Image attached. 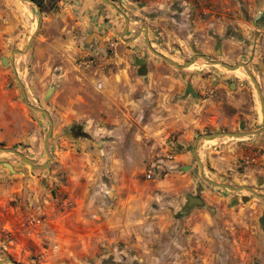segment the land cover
I'll use <instances>...</instances> for the list:
<instances>
[{
    "label": "rangeland",
    "instance_id": "374dc122",
    "mask_svg": "<svg viewBox=\"0 0 264 264\" xmlns=\"http://www.w3.org/2000/svg\"><path fill=\"white\" fill-rule=\"evenodd\" d=\"M8 1L18 2L24 20H29L22 26L21 42L8 40L0 27V147L14 148L43 165L49 159L44 146L49 118L24 102L10 63L12 51L26 50L39 13L34 3ZM64 1L74 0H45L42 25L30 50L15 54L28 101L48 110L54 121L48 140L53 160L47 167L33 169L15 153L0 151V260L145 264L147 258L162 256L156 241L178 237L182 218L189 212H183L188 192L172 194L178 183L171 185V172L197 177L201 188V183L206 184L198 168L190 172L188 167L167 164L184 148L179 140L188 134V126L182 116L191 114L190 124L208 131H238L241 122L254 130L261 123L257 116L262 118L260 97L243 66L230 70L201 57L181 70L154 53L147 38L153 49L180 64L194 54L230 65L247 63L264 94V4L261 0H110L129 18L124 31L125 17L103 0L102 14L108 13L102 16L103 27L85 24L73 9L60 20L64 16L59 14L70 10ZM8 5L0 0V14ZM91 30L104 34L102 43L97 38L86 41ZM217 39L219 51L214 50ZM136 58L147 61L145 76L138 74ZM170 71L179 81L176 87L169 80ZM185 75L198 77L200 94L187 103L182 99L188 96L179 91ZM200 82L219 88L208 92ZM171 87L169 96L166 89ZM72 127L81 129L66 135L64 130ZM222 139L232 143L235 152L246 147L240 138ZM260 145L244 150H257ZM7 164L21 170H11ZM253 166L241 164L237 170L245 172ZM105 186L114 189L116 206L98 215ZM118 201L124 204L121 214ZM260 205L252 222L264 231ZM166 222L171 229L168 235L160 240L151 234Z\"/></svg>",
    "mask_w": 264,
    "mask_h": 264
},
{
    "label": "crops",
    "instance_id": "0c3cea01",
    "mask_svg": "<svg viewBox=\"0 0 264 264\" xmlns=\"http://www.w3.org/2000/svg\"><path fill=\"white\" fill-rule=\"evenodd\" d=\"M2 1L4 3L8 2L9 5L1 9L5 11V13L0 14L1 31L10 36L8 40L21 42V37L24 33L22 26L25 27L27 25L29 18L27 17V22L24 20L22 9L18 2H10L8 0ZM261 1L262 4H264V0ZM64 5L70 10L67 13L63 11V13H61L62 15L59 14L60 16H64L60 17V20L61 18H67V14L70 13L71 9L79 13L83 22L89 26L96 24L97 27H103L102 20L104 17H108L107 12H104V15L102 14L103 10L106 9V7L103 8L102 0H74L71 4H65L64 1ZM90 32L94 31L91 30ZM157 69H160V67ZM170 74H172L169 76V80H172L171 85L176 87L175 82L178 83L179 81H175L176 78H173L172 71H170ZM190 76L191 75H185L182 78L184 82L190 81L199 93V89L195 84V80H198V77L194 75ZM200 79L203 78L200 77ZM165 80L167 81V79ZM182 84L183 87L179 91L184 95L185 84ZM199 84L208 92L215 91L219 88V86L216 87L217 89L209 87L212 83L204 85L200 82ZM173 89L172 87L166 89V94L172 96ZM182 100L187 103L190 100V96ZM189 116H191V114H184V117L182 116V121L186 120L185 124L188 126V134L179 140L184 148H181L180 152L172 156L173 159L168 161L167 164L170 168L176 169L179 167H189L190 172L198 168L200 174L199 164L195 155L197 139L202 134L217 133L220 131L203 130L198 125V127L194 124L192 125L190 124L192 119ZM257 118L259 119H257L258 122H261V115H258ZM241 125L243 127H241ZM238 131L247 132L252 130H247L245 123L241 122ZM224 137L225 136L214 137L208 140L201 137L198 140L196 149L201 160L203 159L205 176H209L211 178L209 180L211 181L227 184L232 187L251 186L258 194H264V131L237 137L241 140H245L241 144H245L246 147L263 144L260 145L257 150L252 148L248 151L244 150L246 149V147H244V149L242 148L235 152L233 144L222 139ZM253 152L256 154L260 153L262 156L258 158L256 155H252ZM240 159L243 160L241 164L247 166L254 165L253 167L255 168L250 167L245 172H239L237 168L241 165L238 164ZM12 167L13 170L17 168L14 166ZM18 170L21 169L19 168ZM9 174L11 175L12 172H9ZM169 178L172 180V186L176 184L175 180H177L178 183L172 189V194L179 191H187L188 194L194 195L199 194L206 202L207 207H203L205 209L195 207L184 215L180 230L177 233L178 237L169 235L170 238L168 241L166 240L162 243L156 241V249H160L163 254L156 259L147 258V261H144L145 264H261L263 262L264 231L255 226L252 220L255 218L253 217L254 211H258L255 208L259 206V204L262 205H260V218L262 217L264 211V197L254 194L247 188L232 190L223 185L212 184L205 180L206 184L201 183L203 186L201 188L199 185L200 179L197 177L189 178L186 174L179 175V172L172 171ZM105 189L102 205L98 207L100 211L98 215H105L107 212H112L116 206L114 189L110 186H105ZM119 203L120 201L117 203L118 211L124 207V204L120 205ZM122 212L123 211H119V214ZM165 218H169V215H165ZM101 232L102 238L104 231ZM168 232L170 233L171 229H169L166 222V225L159 223V227L151 232V234H154L156 238H160L161 240V236L164 234L168 235ZM96 236H98V234L95 235V237ZM150 249L152 250L154 247ZM259 258H261V262Z\"/></svg>",
    "mask_w": 264,
    "mask_h": 264
},
{
    "label": "water",
    "instance_id": "95a60500",
    "mask_svg": "<svg viewBox=\"0 0 264 264\" xmlns=\"http://www.w3.org/2000/svg\"><path fill=\"white\" fill-rule=\"evenodd\" d=\"M24 1H28V2H31V3H34L35 4V1L34 0H24ZM105 1L106 3H108L109 5L113 6L115 9H117L126 19L127 21V24H126V27L124 28V31H126L128 29V26H129V18L126 16V14L124 13V11H122L121 9L118 8V6L113 2V1H110V0H103ZM37 8H38V13H39V21H38V26H37V29L34 33V35L31 36L30 40H29V43H28V46L26 48L25 51H20V50H14L12 51V57H11V60H10V63L12 65V68H13V71H14V74H15V77L16 79L18 80V82L20 83L21 87H22V96L24 98V102L29 106L31 107L32 109H35V110H38V111H41L43 113H46L48 115V118H49V122H50V127H49V130H48V133L46 135V138H45V142H44V146H45V149H46V152L49 156V159L46 161V163H44L43 165H37L36 162L27 157L25 154L21 153L20 151L14 149V148H10V147H0V151H5V152H12V153H15L16 155H18L22 161H24L25 163L29 164L33 169H37V168H44V167H47L51 161L53 160V156L49 150V147H48V140L52 134V130H53V126H54V121L52 120L51 116H50V113L48 110L46 109H43L41 107H37L33 104H31L29 101H28V96H27V93H26V90L24 88V85L23 83L21 82L19 76H18V73H17V69H16V66H15V54L16 53H19V54H26L34 40H35V37L37 36V34L39 33V30L41 28V25H42V15H43V12L41 10V6L40 5H37ZM123 31V32H124ZM123 36V35H122ZM99 39V41L102 43V40L104 38V34H100L98 32H92L89 37L86 39V41H91L93 39ZM147 43L150 47V49L156 53L157 55H159L160 57L166 59L167 61H169L170 63H172L173 65L179 67V68H185V67H189L191 65H193L197 60H198V56L199 57H202L204 59H206L207 61L211 62V63H214V64H220L222 65L223 67L225 68H228L230 70H234V69H238L240 66H243L247 73L250 75L252 81L254 82L255 84V87L257 89V92H258V95L260 97V103H261V114H262V120H261V123L259 125H257V127L252 130V131H247V132H240V131H220V132H217V133H211V134H202L198 137L197 139V142H196V146H197V143H198V140L202 137L204 139H212L214 137H220V136H231V137H240V136H243L245 134H252V133H255V132H258V131H264V94H263V91L260 87V84L258 82V79L253 75V73L251 72L250 68H249V65L247 63H244V62H238V63H235L234 65H230L224 61H221V60H212L210 58H208L207 56L205 55H196L193 57L192 60L190 61H184L183 64H180L178 63L177 61L169 58V57H166L165 55H163L162 53H159L158 51H156L155 49L152 48L151 46V43H150V40L147 38ZM219 46V44H218ZM135 64L136 66H138V74L141 75V76H145L148 72V67H147V62L144 58H136L135 59ZM262 71L264 72V68H262ZM188 94V91H186V95ZM241 127H243L241 125ZM81 129V127H78ZM77 127H72V128H67L64 130V133L66 135H68L69 133H73L75 131L78 130ZM83 136V135H82ZM196 146H195V155L197 157V161H198V164H199V168H200V174L201 176L208 182L212 183V184H216V185H223L229 189H232V190H240V189H245L247 188L248 190H250L251 192H253L254 194L256 195H259L261 197H264V194H258L254 188H252L251 186H241V187H232L230 185H227V184H220V183H216L214 181H211L209 180L205 174H204V164L197 152V149H196ZM7 166L13 170V167L11 164H7ZM189 168V167H188ZM194 207H207V204L206 202L204 201V199L202 198L201 195L197 194V195H194V194H187L186 196V203L184 204L183 206V212H188V211H191ZM260 223H261V226L264 230V211H263V215L262 217L260 218ZM5 263H10V264H19L17 263L16 261L12 260V259H3V260H0V264H5Z\"/></svg>",
    "mask_w": 264,
    "mask_h": 264
},
{
    "label": "flooded vegetation",
    "instance_id": "af4514ba",
    "mask_svg": "<svg viewBox=\"0 0 264 264\" xmlns=\"http://www.w3.org/2000/svg\"><path fill=\"white\" fill-rule=\"evenodd\" d=\"M35 5L37 6V4L35 3ZM42 8L43 7H41V10H42ZM38 9V8H37ZM43 12V11H42ZM95 32V31H94ZM92 33V32H91ZM90 33V34H91ZM89 34V35H90ZM88 38V37H87ZM99 40V39H98ZM100 42V41H99ZM99 42H97L98 44H99ZM218 44H219V46H218ZM220 46H221V40L219 39H217L216 40V44H215V48H214V50L215 51H219L220 50ZM196 55H203V54H194L193 55V57L194 56H196ZM193 57H191V59L193 58ZM199 58H201V57H199L198 56V59ZM209 58V57H208ZM211 59V58H210ZM214 60H216V59H214ZM147 62V61H146ZM172 64V63H171ZM148 67V66H147ZM177 67V66H176ZM179 68V67H178ZM183 68H181V70H182ZM186 91H188V94H187V96H190V97H192V98H194V97H198L200 94L197 92V90H196V88L190 83V81H186L185 82V88H184V94H186ZM195 99V98H194ZM76 132V131H75ZM260 151V150H259Z\"/></svg>",
    "mask_w": 264,
    "mask_h": 264
},
{
    "label": "trees",
    "instance_id": "16d2710c",
    "mask_svg": "<svg viewBox=\"0 0 264 264\" xmlns=\"http://www.w3.org/2000/svg\"><path fill=\"white\" fill-rule=\"evenodd\" d=\"M37 5H40L41 7H45V0H34Z\"/></svg>",
    "mask_w": 264,
    "mask_h": 264
},
{
    "label": "built area",
    "instance_id": "2783aa9c",
    "mask_svg": "<svg viewBox=\"0 0 264 264\" xmlns=\"http://www.w3.org/2000/svg\"><path fill=\"white\" fill-rule=\"evenodd\" d=\"M151 177V173L150 174H148V178H150Z\"/></svg>",
    "mask_w": 264,
    "mask_h": 264
}]
</instances>
